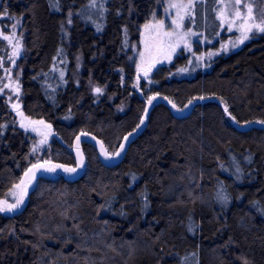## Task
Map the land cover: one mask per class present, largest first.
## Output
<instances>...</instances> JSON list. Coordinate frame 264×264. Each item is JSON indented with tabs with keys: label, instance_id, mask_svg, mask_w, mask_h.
Segmentation results:
<instances>
[{
	"label": "trees",
	"instance_id": "trees-1",
	"mask_svg": "<svg viewBox=\"0 0 264 264\" xmlns=\"http://www.w3.org/2000/svg\"><path fill=\"white\" fill-rule=\"evenodd\" d=\"M156 2L2 0L25 32L22 112L51 125V158L63 167L37 179L18 211L0 213V264H264V34L195 74L179 72L194 60L177 57L154 69L150 91L143 82L135 90L125 38L136 40ZM191 26L217 45L216 0L196 3ZM58 56L67 59L62 78L50 71ZM5 58L0 46V79ZM149 93L178 108L194 103L184 115L151 103L117 164L82 140V171H65L77 166L79 134L112 155L140 124ZM28 154L29 137L0 97V198Z\"/></svg>",
	"mask_w": 264,
	"mask_h": 264
},
{
	"label": "rangeland",
	"instance_id": "rangeland-1",
	"mask_svg": "<svg viewBox=\"0 0 264 264\" xmlns=\"http://www.w3.org/2000/svg\"><path fill=\"white\" fill-rule=\"evenodd\" d=\"M199 0H157L149 17L139 26L138 36L135 41L128 42L125 38L127 48H129L128 61L134 69L135 79L133 87L138 90L142 82L145 83L147 91L155 85L151 79L154 69L150 70L147 75L140 69L148 63L155 61L157 66L170 65L175 58L180 56H188L194 60L192 66L187 68V64L177 68L179 72H190L194 70L204 71L206 64L213 57L226 54L230 51L240 48L246 41L256 34H264L253 29L248 33L249 38L241 42V25L244 24V19L236 15L237 12L247 16V7L250 5L252 9V19L248 20L249 24H261L264 21V0H240V4H236V0H216V14L220 24L217 34L218 43L216 46L211 45L204 36L195 32L191 26L193 12L196 3ZM97 2V1H96ZM6 13V15L4 14ZM68 32L65 31L64 38H67ZM8 37V39H5ZM25 32L23 29L22 18L10 15L0 0V46L6 52L5 64H3V75L0 79V97L6 101L9 109L13 112L16 124L29 137V160L30 165L39 162H51L56 165L51 158V141L52 138L40 128H32L22 126L21 121L28 119L22 112V76L23 68L20 65V60L25 53L24 44ZM211 46V47H210ZM15 53V54H14ZM202 65H200V64ZM66 57L58 56L50 71L53 75L63 77L67 70ZM75 73L81 72V66L78 63L75 65ZM192 74V75H194ZM183 74L180 77L192 76ZM91 92L97 96L105 95V87L98 85L96 82L89 80ZM100 88L101 92H96ZM155 97L151 103L159 100L164 101L175 115H184L192 107L193 103H186L182 108L174 107V104L167 98L156 94L149 93L147 99ZM29 165V166H30ZM60 168L53 171V176L59 173ZM18 185V184H17ZM22 191L16 185L8 192L5 198H0V206L7 204H16L17 199L21 198ZM26 194H23V203L18 208L11 212H0L2 214H12L18 211L25 202Z\"/></svg>",
	"mask_w": 264,
	"mask_h": 264
},
{
	"label": "water",
	"instance_id": "water-1",
	"mask_svg": "<svg viewBox=\"0 0 264 264\" xmlns=\"http://www.w3.org/2000/svg\"><path fill=\"white\" fill-rule=\"evenodd\" d=\"M157 67V63L155 61H152L150 63H148L146 66H142L140 67L141 70L144 71V75H147L149 73L150 70L155 69ZM146 73V74H145ZM152 104L151 103H147L141 118V121L143 120V123L139 124V127H137L135 130L128 132L127 134H125V136L123 137V139L121 140L117 150L112 154L109 155L106 150L104 149L103 145L101 144V142L95 138L92 135L89 134H79L76 139H75V144H74V155L76 157V161H77V166H76V172L80 173L83 169L84 166V156L82 154L81 148H80V141L82 140H88L90 142H92L95 147L98 150V154L99 157L101 159V161L108 165V166H113L115 164H117L123 157L128 144L131 142V140L136 136L137 133H139L141 131V129L145 126V123L147 121V117L150 111ZM223 108H225L224 105H222ZM21 125L23 126H28V127H32V128H40L42 129L47 135H49L51 138H55L58 139L57 136L55 135V133L52 130V127L49 123L45 122L44 120H28V119H23L21 121ZM131 133V135H129ZM127 137V139H125ZM107 153V155H106ZM118 153V155H117ZM48 162V161H46ZM40 164H44L45 162H39ZM37 164V163H34ZM33 164H31L30 166H28L22 173L21 178L18 182V185L20 184V182L22 180H27L28 178L25 177V172L32 167ZM52 164L51 162H48V164L45 165L44 169H38L35 172V178L32 179L31 183L26 185V193L32 188L33 184L35 183V181L37 179H39L40 177H50L53 175V171H47L46 169L48 167H51Z\"/></svg>",
	"mask_w": 264,
	"mask_h": 264
},
{
	"label": "snow or ice",
	"instance_id": "snow-or-ice-1",
	"mask_svg": "<svg viewBox=\"0 0 264 264\" xmlns=\"http://www.w3.org/2000/svg\"><path fill=\"white\" fill-rule=\"evenodd\" d=\"M236 4L239 5L240 4V0H236ZM244 7H247V10H248L246 17L244 16L243 13H240V12L236 13V15L238 17L244 19V21H245L244 24L241 25V30H242V34H241V38H240L241 42H243V40H246V39L249 38L248 33L252 32L254 28L256 30L260 31V32H264V21H262L261 24H249L248 20L252 19V9H251L250 5H245ZM4 14L6 15V13H4ZM5 39H8V37H5ZM96 92H98V93L101 92V89L97 88ZM153 99H155V97L149 98V103H151V101ZM201 99H203V97H201ZM189 103H191V101H189ZM174 107H175V105H174ZM225 110H227V109H225ZM141 123H143V120L141 121ZM261 123H264V121H261ZM137 127H139V125ZM129 135H131V133ZM125 139H127V137ZM106 155H107V153H106ZM117 155H118V153H117ZM46 164H48V162H45L44 164H40V163L33 164L32 167L29 168L25 172V177H27L28 179L26 181L22 180L19 185H16L17 188L21 189L22 196H23V194H26V185L31 183L32 179L35 178L36 170L44 169ZM58 167H63V166H61V165H52L51 167H48L46 170L47 171H55L56 168H58ZM65 171L75 172L76 169H74V168H66ZM22 196H21V198L17 199L16 204H7L6 202H4V205L0 206V212H6V211L7 212H11L14 209L18 208L19 205L21 203H23Z\"/></svg>",
	"mask_w": 264,
	"mask_h": 264
}]
</instances>
